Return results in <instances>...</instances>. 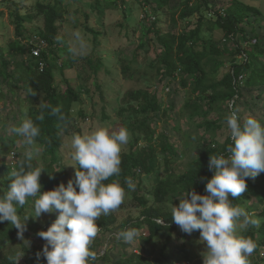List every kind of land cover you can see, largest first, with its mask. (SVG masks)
Listing matches in <instances>:
<instances>
[{"label":"trees","instance_id":"trees-1","mask_svg":"<svg viewBox=\"0 0 264 264\" xmlns=\"http://www.w3.org/2000/svg\"><path fill=\"white\" fill-rule=\"evenodd\" d=\"M8 1L17 6L18 1ZM169 1L140 0L142 7L145 9L150 5V10L155 15L154 21L143 31L139 43V49L154 54L153 59L148 63L149 70L144 72L146 75L154 73L159 77V84L168 86L172 84V80L178 79L180 85L189 90L190 94L181 113H188L192 119L198 117L195 125L196 128L203 129L204 135H201V138L204 143L195 151L196 156L189 162L186 170L181 173L175 172L170 167L171 156L176 154L174 145L168 142V138L163 133L155 140V131L151 126L155 118L168 116V110L162 107L159 89L140 87L122 92V106L118 112L122 119L121 126L131 131L135 137L128 152L120 153L119 176L109 177L103 183L109 184L113 180H119L125 192L129 193L132 204L140 208V215L125 223L137 228L145 226L141 237L143 245L123 243L120 253H114L113 247H108L92 264H97L98 259H107L105 264L177 263L182 251L171 245L173 234L181 238H187L189 234L182 232L173 222L171 210L164 204L177 202V196L188 190H195L201 195L206 194L207 180L214 174V170H209L208 167L210 156L229 155L227 149L232 145L231 136L228 134L224 138L218 137V131L228 129L224 121L231 111L238 110L241 123L252 116L264 125V39H259L258 42L254 39L255 42L249 43L251 38L258 35L254 34V28L251 29L250 35L247 31L248 26L252 27L257 19L264 17L258 7L240 0H227L226 5H218L216 1L220 0H197L193 7L192 0H182L178 6V17L174 18V15H171V21L175 23L178 19L192 18L195 14L197 18L193 27L175 33L164 30L166 23L163 19L164 14L160 12ZM65 14L66 7L63 5V0L36 1L30 13L21 14L18 9L11 11L17 38L24 36L25 24L33 22L38 17L42 18V27L32 45L27 46L21 39H13L8 42V51L0 52V97L5 96L4 86L10 94H16L15 88L21 84L25 90L28 86L31 87V92L28 91V94L26 92L28 98L25 96L23 109H19L16 113L13 125L19 126L23 119L31 118L40 128L36 145L43 148L45 162L42 167L35 158L26 163H30L33 168L40 167L44 170L40 177L41 193L53 190L61 183L67 186L69 180L74 182L76 171H79L76 163L72 177L66 179L67 174L57 154L74 122L72 107L75 103L82 102L83 93L69 82L64 87H58L54 82L55 72L62 73L73 61L72 57H67L68 46L58 38L59 27ZM86 29L94 34L97 42L99 32L88 26ZM215 31L221 32L219 39L214 38ZM204 33H208V36L205 37ZM148 34L153 35L149 38ZM150 42L154 48H150ZM34 47L40 48L37 56L32 53ZM24 54L28 55L29 62L16 61L14 67L10 69L11 59ZM134 58H138L137 53H134L131 60L121 64L122 74L127 80L140 72V69L131 66ZM92 67L97 73L103 64L97 58ZM94 85L96 89L94 95H97L98 91H101V83L95 79ZM84 91L89 92V89ZM39 96L40 103H38ZM17 102L22 104L20 96L17 97ZM41 104L50 107L41 109ZM239 104H243L248 109L250 114L248 117L242 116L238 108ZM223 105L228 109L227 115L220 112ZM56 107L60 112L53 114L51 109ZM41 111L45 117L43 121L36 119ZM81 111L79 112L83 114ZM258 111L263 113L262 118L255 117ZM213 113L216 115L212 116ZM140 139L145 142L141 146H139ZM17 140H22V137L8 131L0 134V151L4 154L13 152L15 155L13 149L16 148ZM157 144L161 148V159L157 157L155 147ZM22 161H25V156L14 157L9 166L3 159L0 167L8 172V176L2 181L4 189L0 191V197L8 191L13 179L12 170L19 168ZM140 173L155 176L152 190H146L140 183V187L136 190L128 189L126 180L131 178L134 181ZM246 184V191L232 203L249 213L250 208L254 210L253 204L248 203L249 199L254 202L256 200L264 202V172L254 178H248ZM229 198L233 199L231 196ZM24 207L25 204L20 210L22 211ZM25 215L24 213L21 215L22 222L25 220ZM255 216L260 218V224L257 227L249 225L244 229L242 236L250 237L256 243L257 247L253 254H259L264 250V206L256 211ZM157 218L163 220L164 224H158ZM100 220L98 225L104 226V230L109 231L110 229ZM39 228L38 223L29 220L26 222V231L23 234L29 238V233L38 232ZM17 233L18 229L9 221L0 222V264H13L9 257L20 253L19 250H3L16 240ZM29 240L32 242L33 238L30 237ZM110 243L111 240L108 244ZM18 264H24L21 258ZM28 264H35V261H29Z\"/></svg>","mask_w":264,"mask_h":264},{"label":"rangeland","instance_id":"rangeland-1","mask_svg":"<svg viewBox=\"0 0 264 264\" xmlns=\"http://www.w3.org/2000/svg\"><path fill=\"white\" fill-rule=\"evenodd\" d=\"M17 6H14L8 0H0V52L6 53L9 49L8 42L13 39H21L22 43L32 45L38 38L37 33L42 27V18L38 17L31 23H26V32L24 36L16 37V26L14 19L11 16V11L18 9L19 13H30L32 6L36 1L42 0H16ZM182 0H170L169 4L165 8L161 9V13L164 14L165 20L164 30H170L178 33L189 27H193L197 15L192 18L184 20L178 19L175 23L171 21V15L174 18L178 17V6ZM197 0H192L191 5L194 7ZM213 1V0H212ZM244 3H248L258 7L261 11V15L264 16V0H240ZM218 5H226L227 0L216 1ZM63 5L66 7V14L63 22L60 24L58 31V38L68 46H70L72 30H79L85 37L89 45L88 54L84 57H74L69 54L67 57H72L73 61L69 66L65 67L63 74L59 71L55 72V85L58 87H64L67 82L73 85L76 89L83 91L82 102L75 103L72 107L74 114V122L70 126L68 134L65 136L61 148L57 151L59 155L60 164L64 167L66 179H70L76 168V162L72 159L71 140L73 135L83 134L84 132H91L97 127L110 126L114 130L121 128V117L118 115L119 109L122 106V92H127L130 89L135 88H152L159 89L160 101L162 107L168 110V116L157 117L151 123L154 129V138L163 133L168 138V142L175 147L174 156H171L170 167L175 172H183L186 170L189 162L195 158L196 150L201 147L204 140L201 135H204L203 129L196 128V122L198 117L192 119L188 113H181L183 105L186 103L190 94L189 90L182 87L178 79L172 80V84H159V77L154 73L146 75L145 70H149L148 63L153 59V52H147L144 49H139L140 38L146 27L150 26L154 21L155 15L150 10V5L145 9L142 7L140 0H63ZM217 5V6H218ZM205 14L209 16L205 12ZM156 15V19H158ZM89 28L98 31L97 42L93 33L86 29ZM254 28V34L258 36L251 38L249 43L258 42L259 39L264 38V17L257 19L252 27L248 26L247 31L250 35L251 29ZM153 34H148V37H152ZM205 37L208 33H204ZM221 32L215 31L214 38L219 39ZM154 41V39L152 40ZM243 43H247L243 41ZM46 46V45H45ZM150 48H154L150 42ZM39 50V49H38ZM40 51V50H39ZM57 51V49H56ZM134 53H137L138 58L132 60L131 66L134 69H140V72L134 74L131 79H126L121 71V64L126 63L133 58ZM99 58L103 64V67L99 69V72L95 73L92 64ZM23 60L24 63L29 62L27 54L23 56H17L15 59H11L10 69L14 67L16 61ZM60 63V60H59ZM140 65V66H139ZM138 66L140 68H138ZM98 79L101 83V91H98L97 95H94L95 85L94 81ZM5 96L0 97V134H4L8 129L13 126L16 113L19 109H23V101L26 99V92L31 90L28 86L25 90L23 84L18 88H15L16 94H10L6 86H4ZM85 89H89V92H85ZM31 92V91H30ZM20 96L22 104L17 102V97ZM22 96V97H21ZM26 96V97H25ZM28 98V97H27ZM7 100V101H6ZM41 102V97L39 100ZM37 103V105H38ZM170 106H173V108ZM240 113L243 117H248L250 114L243 104L238 106ZM82 110L81 114L79 111ZM220 112L223 115L228 114L226 105H223ZM262 112L258 111L255 117L262 118ZM216 114L213 113L212 116ZM225 125L226 121H224ZM230 134L229 129H223L218 131V137L224 138ZM134 134L129 131V142L122 147V152H128L130 145L134 141ZM22 140H17L16 148L9 154H4L0 151V166L3 164L11 165L14 157H24L26 147L22 144ZM144 140H139V146L143 145ZM22 145V147H20ZM40 149L38 155L34 158L40 167L45 162L43 158V148L35 145ZM157 150V157L160 158V146L155 145ZM161 159V158H160ZM12 170V169H11ZM13 171V170H12ZM8 176V172L0 167V191L2 192L4 187L2 181ZM135 183V190L142 185L146 190H152L155 180L154 175H146L140 173L137 175ZM36 197H28L25 203V207L21 208L17 206V215L21 218L22 214H26L29 220L38 223L40 228L38 232L29 233V240L26 234H23V239L17 237L12 244L3 248L4 251L19 250L21 255V261L24 264H28L29 261L34 260L35 264H43L46 258L43 256V248L46 241L41 238L38 233L46 231L47 228L57 218V212L43 213L40 217H35L34 200ZM248 203L253 204L254 210L250 208L249 216L257 221L255 227L260 224V218L255 216L256 211L261 210L264 206V202L256 200V202L249 199ZM179 199L175 203H165L164 205L172 210L173 205L178 206ZM252 207V206H251ZM246 211V209H244ZM247 212V211H246ZM140 215V208L135 207L131 202L129 193H126L123 203L114 211H111L107 215H101L96 221L97 225L101 219L104 225L110 230H104V226L98 225V233L95 239L92 241L90 251L96 253V257H101L108 247H113L114 253H120L124 242L118 238V233L127 229L134 228L139 232V237L135 239L131 244L143 245L142 235L145 226L133 227L131 224L125 222L129 219H136ZM24 218V219H25ZM100 220V221H101ZM245 230L237 227L236 234L242 235ZM112 238H118L114 240ZM111 240L112 243L108 244ZM164 241V240H162ZM171 245L182 252L179 254V260L175 264H203V253L206 251L205 242L200 240V231H193L187 236V238H181L177 234H173ZM26 247V248H24ZM40 254L39 257L37 254ZM251 264H264V250L259 254H252L249 257ZM107 259H98L97 264H105Z\"/></svg>","mask_w":264,"mask_h":264},{"label":"clouds","instance_id":"clouds-1","mask_svg":"<svg viewBox=\"0 0 264 264\" xmlns=\"http://www.w3.org/2000/svg\"><path fill=\"white\" fill-rule=\"evenodd\" d=\"M70 36L71 55L86 56L89 45L84 35L79 30H72ZM48 107L50 105L41 104V109ZM51 111L57 114L60 109L56 107ZM237 111H231L226 117L232 139V145L227 149L229 155L210 156L208 167L214 174L207 180L206 194L188 190L177 196L179 204L173 205L171 210V218L182 232L200 231V240L206 245L203 264H251L249 257L257 247L250 237L236 234L237 227L246 229L257 221L243 208L234 206L232 201L246 191L248 178L264 172V125L252 116L241 123ZM44 118L43 111L36 117L39 121ZM8 132L22 137L26 150L25 161L11 172L13 179L8 191L0 197V222L9 221L18 229V237L23 239L29 217L22 222L17 215V206L22 207L28 197H37L34 200L35 217L54 211L59 213L46 231L38 233L46 241L42 252L47 264H92L96 253L90 251L89 246L98 233L96 221L102 214L116 210L126 195L119 180L109 184L103 182L119 176L120 153L129 142V131L124 127L114 130L110 126H101L91 132L73 135L72 159L79 166L75 181L69 180L67 186L61 183L43 193L40 192V177L44 170L26 163L40 151L35 146L40 128L31 118H26L19 126H11ZM126 183L129 190H135L131 178ZM157 223L164 224L159 218ZM139 235L131 228L118 233V238L131 243ZM20 257L17 253L9 259L18 264Z\"/></svg>","mask_w":264,"mask_h":264},{"label":"built area","instance_id":"built-area-1","mask_svg":"<svg viewBox=\"0 0 264 264\" xmlns=\"http://www.w3.org/2000/svg\"><path fill=\"white\" fill-rule=\"evenodd\" d=\"M40 50V48L39 47H34L33 49H32V53H33V55H35V56H37V55H39V50Z\"/></svg>","mask_w":264,"mask_h":264}]
</instances>
